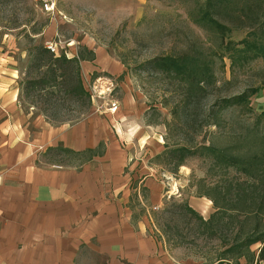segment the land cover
Segmentation results:
<instances>
[{"label": "crops", "instance_id": "obj_1", "mask_svg": "<svg viewBox=\"0 0 264 264\" xmlns=\"http://www.w3.org/2000/svg\"><path fill=\"white\" fill-rule=\"evenodd\" d=\"M83 43L95 53L81 61L86 89L95 98L94 91L117 87L121 97L111 102L116 110L93 101L73 123L27 110L16 63L0 53V264H79L85 247L103 264H199L155 231L151 210L164 204L166 181L130 146L148 142L150 155L161 152L164 127L143 120V95L122 62L91 38ZM100 143L103 154L79 165L43 160L49 147ZM189 203L205 218L213 211L211 200Z\"/></svg>", "mask_w": 264, "mask_h": 264}, {"label": "rangeland", "instance_id": "obj_2", "mask_svg": "<svg viewBox=\"0 0 264 264\" xmlns=\"http://www.w3.org/2000/svg\"><path fill=\"white\" fill-rule=\"evenodd\" d=\"M57 5L55 13L48 14L41 11L34 0H0V53L5 57L11 56V60L16 63L21 87L20 100L27 110L35 107V112L42 111L41 104L33 103L23 93L32 44L55 40L60 44V51L67 50L71 53L82 51L87 47L83 42L91 38L97 45L106 47L125 66L134 86L143 95L142 104L147 108L142 115L145 123H150L153 127H164V148L161 152L166 148L167 142L193 145L202 140L209 143L213 138L218 145L223 146L235 137L246 134L248 127L254 123L258 124V134H264V117L259 116L264 111V57L255 58L242 66H233L230 53L213 35L214 31L193 21L198 10L194 0H58ZM36 29L40 32L35 34ZM248 30L249 28L234 29L230 36L239 40ZM261 32L264 33V29ZM184 52L213 61L215 79V84L207 87L204 97L195 95L188 99V104L182 101L187 87L180 84L177 78L156 70L149 63V60L157 56ZM254 87L260 89L250 96L248 107H225L219 113L221 123L209 128L206 126L208 131L216 132L215 136L211 137L206 133V127L200 129V125L209 116L210 109L219 104L222 98L248 92ZM113 88L94 91L95 98L92 97L91 105L95 101L97 105L104 107L113 100H119L120 90ZM91 105L84 106L77 98L66 97L53 104L47 112L48 115H44L54 124L73 123L86 115ZM112 107L111 104L110 109ZM173 108L176 113H173ZM212 120L218 119L213 117ZM130 146L139 150L137 156L141 161L149 158L148 164L154 167L156 165L157 176L166 181L164 204L161 208L152 209L151 215L156 226L155 231L160 233L169 247L171 246L166 242V235L163 233L169 215L159 213L155 217L153 211L170 207L174 201L189 202L190 198L208 202L210 198L200 195L204 191L201 182L203 178L207 181L240 178L233 170L230 173L213 170L212 157L201 152L187 156L185 164L175 170L172 163L156 157L161 152L150 155L155 148L154 144L147 142ZM43 160L62 166L81 163L80 157L60 150L48 152ZM171 225L173 234L183 227L180 221L179 229L174 228L175 223ZM181 232L187 233L183 229ZM190 238H195V235H189ZM185 244L178 246L181 250L180 256L191 257L203 264V260L197 257V248L192 244ZM260 246L261 243L252 245L257 257ZM245 262L246 259L242 258L241 263ZM103 263L104 258L101 255L83 248L79 264Z\"/></svg>", "mask_w": 264, "mask_h": 264}, {"label": "trees", "instance_id": "obj_3", "mask_svg": "<svg viewBox=\"0 0 264 264\" xmlns=\"http://www.w3.org/2000/svg\"><path fill=\"white\" fill-rule=\"evenodd\" d=\"M197 12L193 21L199 25L212 29L213 35L230 53L233 66H242L249 61L264 57V0H194ZM194 13V12H192ZM262 13V14H261ZM226 19V20H223ZM233 23L234 25H232ZM242 39L234 40L230 34L234 29H248ZM40 30L36 29L35 34ZM95 53L87 47L77 55L69 57L65 53L59 55L51 52L43 42H34L30 48V60L23 93L33 103L42 105V113L48 115L53 104L66 97H75L84 106H90L92 95L84 86L81 75V61L93 60ZM149 63L158 71L177 78L180 84L187 87L184 103L188 99L207 94L208 86L215 84L212 63L201 56L184 52L181 54L157 56ZM254 87L231 97L222 98L217 107L209 111L200 129L219 125V113L230 105L248 107L250 96L259 91ZM164 103V101L162 102ZM164 105H166L164 103ZM173 113L176 110L173 108ZM259 116L264 117V111ZM218 120H212V118ZM254 123L248 127L246 134L235 137L226 145L220 146L212 138L199 141L193 145L185 143L169 144L156 157L173 164L178 169L185 164L186 158L196 152L212 157L213 170L233 173L240 178L228 177L224 180L207 181L201 179L204 191L200 193L213 202L214 211L205 218L193 208L187 200L174 201L170 207L161 211H153L155 217L159 213H168L169 221L165 223L163 233L166 242L171 247L192 244L197 248L198 258L203 264H264V134L259 135ZM206 133L211 137L215 131ZM256 136L258 138H256ZM60 150L66 154H73L81 158V163L101 155L104 144L96 148L73 150L62 144L49 147L48 152ZM80 163V164H81ZM171 171H174L171 169ZM182 229L172 233L174 228ZM167 227V228H166ZM188 234V235H186ZM194 234L195 238L189 235ZM199 241H203L200 243ZM261 243L258 257L252 245Z\"/></svg>", "mask_w": 264, "mask_h": 264}, {"label": "built area", "instance_id": "obj_4", "mask_svg": "<svg viewBox=\"0 0 264 264\" xmlns=\"http://www.w3.org/2000/svg\"><path fill=\"white\" fill-rule=\"evenodd\" d=\"M38 6L40 7L41 11L53 14L57 10V1L58 0H34ZM45 46L53 53L59 55L60 53H65L67 56L70 57V53L67 50L60 51V44L55 40H46L44 42ZM117 106L113 105L111 109H116Z\"/></svg>", "mask_w": 264, "mask_h": 264}]
</instances>
